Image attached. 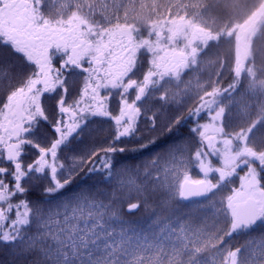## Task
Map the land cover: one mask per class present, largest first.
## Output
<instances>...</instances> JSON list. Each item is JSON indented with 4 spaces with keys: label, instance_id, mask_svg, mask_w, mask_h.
I'll use <instances>...</instances> for the list:
<instances>
[{
    "label": "snow or ice",
    "instance_id": "snow-or-ice-1",
    "mask_svg": "<svg viewBox=\"0 0 264 264\" xmlns=\"http://www.w3.org/2000/svg\"><path fill=\"white\" fill-rule=\"evenodd\" d=\"M123 2L0 0V264H264V95Z\"/></svg>",
    "mask_w": 264,
    "mask_h": 264
},
{
    "label": "trees",
    "instance_id": "trees-1",
    "mask_svg": "<svg viewBox=\"0 0 264 264\" xmlns=\"http://www.w3.org/2000/svg\"><path fill=\"white\" fill-rule=\"evenodd\" d=\"M263 2L264 0H124L121 16L139 28L141 33L155 28H171L181 22L187 27L181 40L177 41V45L181 47L190 45L189 32L194 27L192 25H196L204 31V38H196L195 66H192L193 58L190 57L191 70L185 74L184 79L191 77L196 88L197 74L202 80L207 79L214 77L223 67L224 74L230 80L232 70H236L242 73L240 79L243 86L259 97L264 95V13L249 38L248 54L239 69L234 33L256 15ZM184 131L186 129L178 135ZM159 150L153 148L143 155L130 154L135 157L132 163L150 159ZM94 180L95 177L88 183L91 184ZM149 215L150 210L142 208L128 219L141 222ZM243 239L240 238L241 241Z\"/></svg>",
    "mask_w": 264,
    "mask_h": 264
},
{
    "label": "rangeland",
    "instance_id": "rangeland-1",
    "mask_svg": "<svg viewBox=\"0 0 264 264\" xmlns=\"http://www.w3.org/2000/svg\"><path fill=\"white\" fill-rule=\"evenodd\" d=\"M263 13H264V2L262 4V6L260 7V9L257 11L256 15L252 19H250L247 23H245L241 27H239L238 30H236L234 33V37L236 40V48H237V53H238L237 56H239L238 69L242 65L244 57H246V55L248 54L249 40H250L249 38H250L252 32L254 31L255 26L259 23L260 19L263 17ZM192 26H194V27H192L191 32H189L191 43L188 46H182V47L186 48L189 52H191L192 48L195 47L196 42H197L196 41L197 37L204 38V35H203L204 31L201 28H198L196 25H192ZM186 28L187 27L185 25H183L181 22H177L171 28H155V30H153V31L163 32L164 37L168 38V37L175 35L178 32L183 34L185 32ZM174 29H175V31H174ZM193 40H195L194 45H193ZM190 57H189V60H190ZM192 90L193 91L195 90L194 86L192 87L191 91ZM204 119H206V117H204Z\"/></svg>",
    "mask_w": 264,
    "mask_h": 264
}]
</instances>
